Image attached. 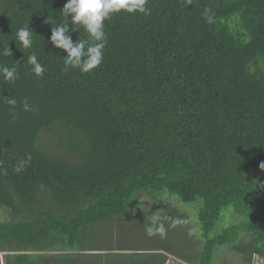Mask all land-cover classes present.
Returning a JSON list of instances; mask_svg holds the SVG:
<instances>
[{"label":"trees","instance_id":"1","mask_svg":"<svg viewBox=\"0 0 264 264\" xmlns=\"http://www.w3.org/2000/svg\"><path fill=\"white\" fill-rule=\"evenodd\" d=\"M66 2L0 0V66L19 74H0L4 263L165 264L169 245L130 244L172 224L200 244L195 256L170 252L191 264H212L221 246L264 256V0H147L148 15L115 13L89 72L66 68L50 42L45 21L66 22ZM27 25L25 49L15 39ZM66 35L90 40L82 27Z\"/></svg>","mask_w":264,"mask_h":264},{"label":"clouds","instance_id":"2","mask_svg":"<svg viewBox=\"0 0 264 264\" xmlns=\"http://www.w3.org/2000/svg\"><path fill=\"white\" fill-rule=\"evenodd\" d=\"M146 4L147 0H67L61 10L66 22L54 25L49 18L45 21L53 25L50 42L57 48L67 52V56L63 58L66 68H79L82 72H89L98 67L103 59V50L107 42L104 21L121 11L128 13L139 12L148 15L151 10L146 7ZM70 14L71 19L69 20ZM70 23L71 28L69 27ZM81 27L88 33L90 40L78 39L73 42L71 35H66V33L76 31ZM16 40L25 49L32 47L33 30L29 25L17 30ZM3 54L13 55L9 46ZM28 63L32 66V71L35 75H43L44 67L38 61L36 53L33 52L29 55ZM0 74L3 75L5 81L12 82L18 79L19 75L15 66L8 67L6 65L0 66ZM7 102L13 108L17 103L14 97H9ZM23 107L25 111L30 110L27 101L24 102ZM23 167L24 164L21 162L15 166V170L18 172L22 171ZM147 231L151 234L153 229L150 227ZM159 231L163 233V226L160 227Z\"/></svg>","mask_w":264,"mask_h":264},{"label":"rangeland","instance_id":"3","mask_svg":"<svg viewBox=\"0 0 264 264\" xmlns=\"http://www.w3.org/2000/svg\"><path fill=\"white\" fill-rule=\"evenodd\" d=\"M143 198H144L143 202H144L145 207H149L151 203H153V200L150 199L149 197L148 198L143 197ZM173 200H170L171 204H176V202H174ZM180 205L178 204V208H180L181 213L190 212L191 218H192L193 212L190 209H185L184 207H181ZM165 216L167 220L169 219L168 222H170L171 213H169L168 215L165 214L164 217ZM0 217L3 219L9 218L6 210L5 211L4 210L2 211V209L0 210ZM225 220L227 221L228 224L237 222V219L235 217H232L229 215L225 218ZM193 225L197 226L196 223H193ZM175 226L176 225L172 224L171 227H165V228H168L169 230H166L165 228H163L164 229L163 236L158 235V234H153L154 240H157V236H162L159 238L158 241L150 240V242H146V241H143L144 240L143 238H140L136 242L130 244V246L134 249L147 248L148 244L152 245L154 242H159L162 245H167V246L169 245L168 247L164 246L163 248L164 250H169L170 252L175 253V254L187 253L192 256H195V253L192 252V249H193L192 247L195 246V247L200 248V244H198L197 240L193 239L194 237L192 236L190 230L183 228L184 226L181 228H178ZM222 226L223 225H219L218 229H220ZM132 228H133V225H132ZM143 230L144 229H132L130 231V234L134 232L136 234H141ZM165 238L168 240V242L166 241ZM107 242H110V241H107ZM49 252H52V251H47L46 254H48ZM170 252H165L167 255V260L165 264H177V262H182L184 264H191L189 262L182 260L179 255L177 257L175 254H172ZM4 254L5 252H0V264H4V261H5ZM212 264H264V256L260 254H253L252 259L250 261H247L244 258L243 254L239 253L238 251H235L227 246H221L216 252L213 258Z\"/></svg>","mask_w":264,"mask_h":264}]
</instances>
